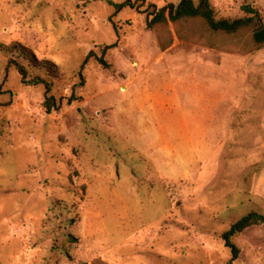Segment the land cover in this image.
I'll use <instances>...</instances> for the list:
<instances>
[{
    "label": "rangeland",
    "instance_id": "374dc122",
    "mask_svg": "<svg viewBox=\"0 0 264 264\" xmlns=\"http://www.w3.org/2000/svg\"><path fill=\"white\" fill-rule=\"evenodd\" d=\"M179 1L0 0V264H230L223 233L264 216V46L247 31L187 42L170 24L162 50L147 20ZM210 1L264 19V0ZM234 242L232 264H264V223Z\"/></svg>",
    "mask_w": 264,
    "mask_h": 264
},
{
    "label": "trees",
    "instance_id": "16d2710c",
    "mask_svg": "<svg viewBox=\"0 0 264 264\" xmlns=\"http://www.w3.org/2000/svg\"><path fill=\"white\" fill-rule=\"evenodd\" d=\"M117 9H122L130 5V1L124 3H113ZM246 15L237 18L218 17L216 9L210 0H180L178 4L170 3L159 9L151 11L147 20L148 28H157L159 30V44L162 50L169 49L174 42V35L170 30V24L174 25L175 35L184 41H192L200 37L212 36L215 34L236 35L247 31L251 32L254 44L257 47L264 46V19L260 11L251 5L243 6ZM13 53L22 55L30 65L35 68L45 70L53 77H59L61 72L56 62L51 59H39L35 52L22 44L14 42L9 47ZM94 53L91 51L82 64L80 76H83L89 58ZM102 64L108 65L104 59H100ZM9 65H14L21 76L23 84L44 85L45 100L44 106L48 113L59 108L56 99L50 95L52 83L38 75L29 78L27 67L15 60H10ZM264 216L256 212H251L245 216L237 218L230 227L223 233L222 237L226 246L231 249L232 258L230 264L238 259L240 249L234 242V238L253 225L263 224Z\"/></svg>",
    "mask_w": 264,
    "mask_h": 264
}]
</instances>
